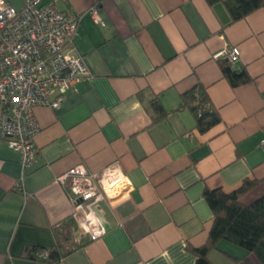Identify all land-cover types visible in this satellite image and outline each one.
<instances>
[{"label":"crops","instance_id":"1","mask_svg":"<svg viewBox=\"0 0 264 264\" xmlns=\"http://www.w3.org/2000/svg\"><path fill=\"white\" fill-rule=\"evenodd\" d=\"M48 1L80 14L73 46L90 74L58 108H33L39 130L32 166L23 169L0 138V264H42L37 253L53 247L54 228L74 220L70 194L56 177L77 164L97 172L112 162L131 186L96 203L106 233L91 239L74 220L66 243L82 245L54 264H194L188 246L202 245L212 224L205 189L231 191L248 178L257 183L240 201L264 195V8L231 22L223 5L206 0ZM93 7L104 25L94 22ZM232 45L240 49L232 68L251 76L239 86L213 57ZM197 83L221 117L205 132L188 108L176 110L181 93ZM140 93L158 96L164 119L152 122ZM245 255L261 264L227 240L209 259L247 264Z\"/></svg>","mask_w":264,"mask_h":264},{"label":"built area","instance_id":"2","mask_svg":"<svg viewBox=\"0 0 264 264\" xmlns=\"http://www.w3.org/2000/svg\"><path fill=\"white\" fill-rule=\"evenodd\" d=\"M21 1L22 6L16 8L9 0H0V138L18 154L24 169L32 166L37 156L34 136L39 124L33 108L36 105L58 108L68 89L90 73L73 46L80 14L62 11L52 1ZM91 15L95 23L104 25L96 7L91 9ZM239 55V47L232 45L217 51L213 57L234 66ZM80 166L83 165L70 167L56 180L70 194L78 229L94 239L80 227L89 206L95 209L96 203L103 199L120 197L131 183H120L110 190L109 195L101 180L109 183L117 180L118 177L106 175L105 170L113 166L121 168L119 163L112 162L97 172L83 166L86 169L83 175ZM73 187L79 188L81 194L74 193ZM47 256V249L37 253L42 264H51L45 261Z\"/></svg>","mask_w":264,"mask_h":264},{"label":"trees","instance_id":"3","mask_svg":"<svg viewBox=\"0 0 264 264\" xmlns=\"http://www.w3.org/2000/svg\"><path fill=\"white\" fill-rule=\"evenodd\" d=\"M209 5L221 4L230 16L231 22L244 18L251 12L264 8V0H206ZM223 77L231 86H239L251 80L245 69L235 71L227 61H219ZM145 110L151 116L152 122L164 119L167 110L162 106L157 95L139 94ZM188 108L195 117V128L205 132L221 120L217 110L210 107V99L206 89L200 83L181 93V101L176 109ZM257 183L256 180L244 178L240 185L225 191L222 188L205 189L203 197L212 211V224L205 242L200 246H188L195 255L194 264H211L209 253L216 249L219 241L227 240L246 250V254H253L264 264V195L249 204H243L240 197ZM75 223L72 217L65 219L64 226L54 228L55 243L48 249L46 262L54 264L81 243L67 244L72 235ZM233 261L237 257L230 256ZM249 264L246 255L243 257ZM43 262V261H42Z\"/></svg>","mask_w":264,"mask_h":264},{"label":"clouds","instance_id":"4","mask_svg":"<svg viewBox=\"0 0 264 264\" xmlns=\"http://www.w3.org/2000/svg\"><path fill=\"white\" fill-rule=\"evenodd\" d=\"M134 108L139 107V105H134ZM80 173L83 175L86 173V169L83 168V166H80ZM105 174H110L113 177H118L117 180H114L112 183H109L108 180L102 179L101 185L104 187L105 192L111 195V189L113 187L119 186L120 183L127 182L131 183V181L124 176V173L119 166H113L110 169L105 170ZM73 192L77 195L81 194V190L77 187H73ZM88 198H91L89 196ZM102 198V197H101ZM107 223L106 218L102 214H98L97 211L89 206L88 212L84 215L82 218V221L80 222V227L86 232L92 235V237L95 239L97 237H100L106 233V228L104 225ZM165 257H167V253H164ZM170 259V258H169Z\"/></svg>","mask_w":264,"mask_h":264},{"label":"rangeland","instance_id":"5","mask_svg":"<svg viewBox=\"0 0 264 264\" xmlns=\"http://www.w3.org/2000/svg\"><path fill=\"white\" fill-rule=\"evenodd\" d=\"M19 7V5H17Z\"/></svg>","mask_w":264,"mask_h":264}]
</instances>
